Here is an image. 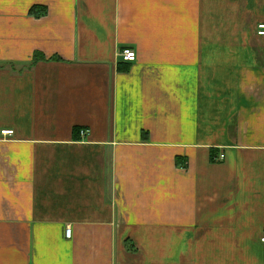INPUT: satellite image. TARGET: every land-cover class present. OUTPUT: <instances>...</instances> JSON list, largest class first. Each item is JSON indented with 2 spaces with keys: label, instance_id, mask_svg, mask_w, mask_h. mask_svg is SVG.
Listing matches in <instances>:
<instances>
[{
  "label": "crops",
  "instance_id": "obj_1",
  "mask_svg": "<svg viewBox=\"0 0 264 264\" xmlns=\"http://www.w3.org/2000/svg\"><path fill=\"white\" fill-rule=\"evenodd\" d=\"M259 25L264 0H0V264H264Z\"/></svg>",
  "mask_w": 264,
  "mask_h": 264
},
{
  "label": "built area",
  "instance_id": "obj_2",
  "mask_svg": "<svg viewBox=\"0 0 264 264\" xmlns=\"http://www.w3.org/2000/svg\"><path fill=\"white\" fill-rule=\"evenodd\" d=\"M256 33H257L258 36H264V25H259L257 27ZM119 59H120V61L122 63L131 64V63H134L136 61V54L131 49H124L123 51H121L119 53ZM1 134L5 135V136H8V135H11L12 132L11 131H3ZM85 135H86L85 132H83V131L80 132V136L81 137H84ZM222 159H223V156H220L219 160H222ZM70 233H71L70 229H66L65 236L67 238H69L70 237ZM260 242L262 244H264V233H263V235L260 238Z\"/></svg>",
  "mask_w": 264,
  "mask_h": 264
},
{
  "label": "trees",
  "instance_id": "obj_3",
  "mask_svg": "<svg viewBox=\"0 0 264 264\" xmlns=\"http://www.w3.org/2000/svg\"><path fill=\"white\" fill-rule=\"evenodd\" d=\"M46 14V9L44 7H32L30 10H29V15L31 17H34V18H40L42 16H44ZM45 58L42 56V55H37L35 54L33 56V59L31 61V66L34 65L36 62L38 61H42L44 60ZM50 60H53V58H51ZM54 60H57V59H54ZM127 69H123L121 71H126ZM74 134L75 135H78L79 134V129H74Z\"/></svg>",
  "mask_w": 264,
  "mask_h": 264
}]
</instances>
